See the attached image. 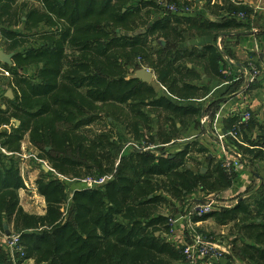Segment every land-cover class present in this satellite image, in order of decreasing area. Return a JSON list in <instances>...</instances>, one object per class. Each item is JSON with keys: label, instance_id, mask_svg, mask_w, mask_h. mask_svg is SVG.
I'll list each match as a JSON object with an SVG mask.
<instances>
[{"label": "trees", "instance_id": "1", "mask_svg": "<svg viewBox=\"0 0 264 264\" xmlns=\"http://www.w3.org/2000/svg\"><path fill=\"white\" fill-rule=\"evenodd\" d=\"M224 8L227 17L212 22L170 14L151 0H0V40L13 54L11 66L1 64L14 95L13 100L0 97V129L12 126L10 132L0 130V147L13 154L5 155L7 164L0 154V229L13 225L20 235L25 258L19 264L185 263L182 248L169 240L174 218L162 208L168 198L228 189L233 178L219 166L196 172L188 163L196 143L174 156L157 147L180 138L183 122L200 118L203 109L194 102L210 89L203 77L226 80L216 45L190 44L191 38L217 39L239 31L250 18L241 5ZM160 11L167 15L155 18ZM142 68L155 74L161 91L131 76ZM123 108L133 114L127 131L134 143L146 139L152 146L129 147L119 156V136L111 126L91 129L115 124ZM239 120H226L223 128ZM255 130L259 134L253 140L249 133ZM26 139L52 170L40 167L35 183L46 203L44 215L27 213L20 205L25 183L17 155ZM242 141L247 146L231 143L251 161L264 162V125L252 117ZM93 175L112 178L69 193L60 177ZM209 219L240 222V256L247 264H264L263 187L252 203L241 201L193 222ZM0 264H12L3 246Z\"/></svg>", "mask_w": 264, "mask_h": 264}, {"label": "rangeland", "instance_id": "2", "mask_svg": "<svg viewBox=\"0 0 264 264\" xmlns=\"http://www.w3.org/2000/svg\"><path fill=\"white\" fill-rule=\"evenodd\" d=\"M176 2L180 3L181 0H175ZM181 2H185L181 1ZM187 2V1H186ZM190 6V4L188 3ZM192 8V7H191ZM194 9V7L192 8ZM191 9V11H192ZM198 10V8H196ZM163 11H160L158 15H156L155 18H161L162 16H166ZM18 30H22V27ZM209 39V38H208ZM210 40V39H209ZM207 42V39H190V42L192 44H199V42ZM155 44V43H154ZM0 51L5 52V46L3 44V41L0 40ZM6 53V52H5ZM225 60L223 59V62ZM226 63L222 64V68L225 69ZM201 73L206 74L202 68H198ZM148 70V69H147ZM138 71V70H137ZM151 71V70H149ZM152 72V71H151ZM136 71H131V76L133 77L135 75ZM156 77V76H155ZM229 78L232 80V76H229ZM11 79L10 74H8L6 71L3 73L0 72V97L5 96L10 90L8 86V82ZM157 80V78H156ZM217 82V81H216ZM206 84L209 85V88L213 87L215 85V82L212 81V79L208 76V78L205 81ZM242 86V85H241ZM239 85L235 91L239 90ZM227 95V94H226ZM225 95V96H226ZM229 95V94H228ZM196 106L203 109V106H206L208 104V101L195 103ZM1 105V102H0ZM215 105V104H214ZM214 105H207L206 109L208 108L210 112H214L216 108H214ZM216 106V105H215ZM205 108V107H204ZM146 112H149V109H145ZM119 112V120L115 122V124L111 123H100L98 125H95L92 127L91 130H94L95 132H99L100 130H107L105 128H109L110 126L115 130L117 133V136L119 138L116 139V142L119 143L117 155L121 156L124 153H127L129 150L128 145L129 144H135L133 139L128 134V124L131 122V119L133 117V114L126 109L118 110ZM209 112V113H210ZM164 116V115H163ZM152 118H155V115H152ZM110 122H113L110 120ZM173 125L175 123H178L177 120L172 121ZM159 124V121L155 120L153 123L154 127H157ZM180 126V124H178ZM11 127H2L1 131L10 132ZM205 127V131L202 129ZM202 127L201 124V118L195 119L193 121H185L182 123V128L180 129V138L174 139V142H172L170 145L167 146H161L157 147L159 150H161L162 153L174 156L177 152L181 151L182 149L186 148V146L190 144H197V149H194V152L190 155V160L188 161L189 165H191L196 172L205 170L204 173H207V170L210 171L215 169L217 166L220 167L221 170H223L222 163L227 157H234V154H239L242 156L241 163H242V170H240L235 178V181L233 184H231V187L228 189H223L219 192L214 193H207L204 191H198L195 195L188 196L186 198H183L181 200H174L171 198H168L170 203H168L167 206L162 208V212H169L174 218V220H178V229L176 232V235L179 234V232L182 234L183 240L185 242L189 241L190 234L186 230V223L191 222L193 220V217L190 216L191 211L194 208V203L197 204H209L212 202L214 205L212 207V211H224V210H231L234 208L239 202H244L245 204L252 203L257 197L258 193L262 190V187L264 188V162H257V161H251L248 157L242 155V152L238 150V148L235 145H228L230 150L228 151L227 155H221L219 146L217 144V133L213 129L209 128L208 125H205ZM139 147H143L145 149H148L147 140L145 139L142 143H137ZM24 152L23 155H26V153H34V155L37 156V151L35 148L29 145L28 140H25L23 143ZM204 149L202 153L199 154L198 150ZM0 150L1 147H0ZM2 160L7 164L8 157H6L5 153H1ZM22 155V154H21ZM33 155V154H32ZM19 158V157H17ZM20 162L22 165L21 158ZM28 160V161H27ZM23 162H25V165H22L23 168V176L25 177V180L29 183L30 187L35 190V183L36 180H33V175L29 174V168H32V174H35L36 179L40 177L41 175V169L40 164L38 161L27 159ZM39 160V159H38ZM210 161H214L213 165L210 166ZM197 163H200L197 164ZM254 174H257L259 176V179L255 177ZM95 175L82 178V179H69V178H63L61 179L62 182L66 185L67 190L69 193H72L74 190L77 189H92L98 186H101L99 184L98 177H95ZM91 181V184L89 183ZM34 187V188H33ZM36 194H38L36 192ZM35 201V203L28 201V203L25 205L26 209L31 210V212H39L41 208V203L38 201V199H32ZM198 217V216H197ZM195 218V217H194ZM241 223L236 222H229V223H219L215 221L214 219H209L204 222H200V225L196 227V231L200 234H202L210 243L213 245L219 247V250L222 254L220 257L221 264H247V261L240 256V247L242 244V233H241ZM9 233V235H7ZM17 234L13 225H5V231L0 229V246H3L5 250L6 249V243L8 242L7 237H11L12 235ZM7 236V237H6ZM186 264L187 261H184ZM201 264H208L207 262H200ZM24 264H34L31 261H27Z\"/></svg>", "mask_w": 264, "mask_h": 264}, {"label": "crops", "instance_id": "3", "mask_svg": "<svg viewBox=\"0 0 264 264\" xmlns=\"http://www.w3.org/2000/svg\"><path fill=\"white\" fill-rule=\"evenodd\" d=\"M150 1V0H146ZM184 1V0H181ZM180 5L187 3L189 7H194L190 15L184 17H200L203 19H208L212 22H217L225 19L228 14L225 13L224 6L228 4H234L238 6L245 7L250 14L249 20L243 21L244 27L239 31L229 32L220 35L217 39L206 38L207 42H199L198 46H203L204 44H213L216 45L218 52H221L223 63H226L223 74L226 76L225 81H217L215 85L209 89L207 96L200 100L195 101L205 102L208 101L206 106H203V111L200 116L202 127L208 125L209 128L213 129L212 121L215 118L216 114L222 111L223 119L219 124V131L228 132L229 129H224V121L229 120L233 117L241 116L245 112H250L253 120L258 123V125H264V75L260 76L256 81L251 82V77L249 75L248 67L250 64H254L259 68L264 67V0H185L181 2ZM176 3V2H173ZM198 8V10L196 9ZM192 44V43H190ZM197 45V44H192ZM222 48V50L219 49ZM1 52V51H0ZM4 52V51H3ZM8 54V53H6ZM0 61V72L6 71L4 66ZM4 64V63H3ZM7 72V71H6ZM8 73V72H7ZM9 74V73H8ZM232 76V80L229 78ZM207 76L202 78V81H206ZM238 91H235L237 87ZM242 85V86H241ZM227 94V95H226ZM229 94V95H228ZM226 95V96H225ZM6 97V95H5ZM214 105V108L217 109L213 112L208 111L207 105ZM205 107V108H204ZM210 112V113H209ZM209 117L207 123L203 124L204 117ZM205 131V127L202 128ZM245 131V129H244ZM253 134V140L256 139L259 134L257 130L249 133L250 136ZM243 139V135H242ZM28 140V139H26ZM217 140V144L220 149L221 155H227L230 150L229 144L234 145L229 141L225 144L226 150L223 149L221 143ZM25 142V141H24ZM30 145V142L28 140ZM31 146V145H30ZM247 146V145H241ZM24 147L22 146V155L24 152ZM1 151V150H0ZM27 154V153H26ZM28 154L34 153L30 152ZM243 155V154H242ZM22 161V158H21ZM40 161V160H39ZM258 162V161H257ZM260 162V161H259ZM39 163V162H38ZM23 164V162H22ZM25 164V162H24ZM40 164V167L43 166ZM22 166V165H21ZM32 168H29V174L33 175V180H37L35 174H32ZM256 178L257 174H254ZM22 176V172H21ZM23 178V177H22ZM27 183V182H26ZM36 188V186H35ZM20 205L23 210L30 214L44 215L46 211L45 200L36 194V191H30L29 189H22L19 191ZM38 199L41 203V208L39 212H31V210L26 209L25 205L28 201L35 203L32 199ZM200 225V223H199ZM33 263V262H32Z\"/></svg>", "mask_w": 264, "mask_h": 264}, {"label": "built area", "instance_id": "4", "mask_svg": "<svg viewBox=\"0 0 264 264\" xmlns=\"http://www.w3.org/2000/svg\"><path fill=\"white\" fill-rule=\"evenodd\" d=\"M151 1H155L158 7L163 8L166 12L173 15L183 17V16H188L191 13V7L184 4L178 5L175 3H171L170 0H151ZM238 17L243 19L245 18V14L240 13ZM219 49L222 50V48L220 47ZM248 70H249V75L251 77V82L256 81L260 76L264 75V67L259 68L254 64H250ZM223 118L224 117L222 115V111H220L218 114H216L215 118L211 123L213 126V130L216 131L217 133V139L221 143L223 149L226 150L225 144H227L229 141H234V143H237L239 145H245L242 141V135H243V130L252 120L251 113L245 112L241 116L239 122L235 126H233L228 132L219 131V124ZM208 119L209 117L205 116L203 119V124L207 123ZM129 147L138 150H146L143 147H139L137 144H129L128 148ZM1 151L7 155H13V154H8L3 149ZM17 156L22 158V162L27 159H31V160L33 159L41 163L42 166L45 165L49 167L47 163L43 161H39L38 158L37 157L35 158V156H33L32 154H26V155L18 154ZM233 156L234 157L231 156L227 157L223 161L222 167L225 173L229 175L231 178H233L232 182L234 183L237 173L240 170H242L243 166L241 163L242 156L237 153L234 154ZM22 165H25L24 162ZM23 168L25 167H21V172L25 183V189H29L30 191H33L29 183L27 182V180H25V177L23 176ZM49 169L50 171H52L50 167ZM60 177L61 179L65 178L62 176ZM111 178L112 176L101 178L99 184L103 186L109 180H111ZM89 183L91 184V181ZM35 191L37 192L36 188ZM194 204L196 205H194V208L190 213V216L193 218L197 216L201 217L207 213H210L214 205L212 202H210L209 204H202V203L201 204L194 203ZM170 223L172 230H171V234L169 235V240L170 242L175 244L177 248H182L183 255L186 258L187 264H201L200 262H207L208 264H221L220 257L222 256V254L219 250V247L210 243L202 234L196 231V227L199 226V223H194L193 220H191V222L186 223V230L190 234V239L187 242L183 240L182 234L180 232L178 235H176L179 221L172 219ZM7 238L9 240L6 243V249L10 254L11 262L12 264H19V259L25 258L23 247L20 245V235L14 234L11 237H7Z\"/></svg>", "mask_w": 264, "mask_h": 264}, {"label": "water", "instance_id": "5", "mask_svg": "<svg viewBox=\"0 0 264 264\" xmlns=\"http://www.w3.org/2000/svg\"><path fill=\"white\" fill-rule=\"evenodd\" d=\"M142 33H144V32H142ZM12 58H13V54H6L3 51L0 52V61L2 63L11 66L12 65ZM133 78L140 80L142 83L151 85L156 92H159L163 89L161 83H159L156 80L155 74L153 72L147 70L146 68H142V69L136 71ZM6 97L10 100H13L14 99L13 92L9 91L6 94ZM43 169L45 170V172L50 171L49 167H47L45 165H43ZM204 172H205V170H202V173H204ZM257 177H259V176L257 175ZM7 235H9V233H7Z\"/></svg>", "mask_w": 264, "mask_h": 264}]
</instances>
